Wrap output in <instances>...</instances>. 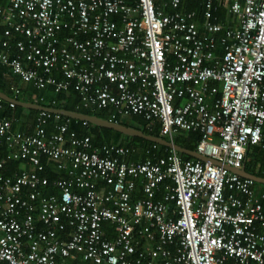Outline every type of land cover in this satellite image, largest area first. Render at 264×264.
<instances>
[{
	"label": "built area",
	"instance_id": "built-area-1",
	"mask_svg": "<svg viewBox=\"0 0 264 264\" xmlns=\"http://www.w3.org/2000/svg\"><path fill=\"white\" fill-rule=\"evenodd\" d=\"M182 1L0 5V65L22 81L73 88L81 107L140 115L171 141L199 132L195 150L219 163L171 149L136 162L129 147L94 148L46 110L31 132L0 117V262L264 264V191L225 168H241L264 137V0H228L236 27L216 22L205 0L202 32ZM43 157L56 165L52 181ZM9 160L21 167L5 174Z\"/></svg>",
	"mask_w": 264,
	"mask_h": 264
},
{
	"label": "trees",
	"instance_id": "trees-1",
	"mask_svg": "<svg viewBox=\"0 0 264 264\" xmlns=\"http://www.w3.org/2000/svg\"><path fill=\"white\" fill-rule=\"evenodd\" d=\"M160 0H155L156 4H159ZM2 4H4L5 0H0ZM216 0L212 6V15L216 22H220L225 25L224 20V13L220 9L216 8ZM179 11L182 10L183 12H195V20L198 24L199 30L202 32V22H203V15L205 11V0H183L179 5ZM1 34V31H0ZM13 51V50H12ZM7 73L6 67L0 65V83L2 84L5 82ZM56 79H61L59 75L55 76ZM25 83V82H24ZM0 87V91L6 92ZM31 95L33 98H31ZM15 96V95H12ZM18 100L23 101H36L37 103L44 105L46 107L51 108H59V109H67V110H78L88 114H94L100 116L102 118H106L109 120L120 122L126 126L134 127L137 129L142 130L146 134L156 135L159 136V128L158 125H148L147 121L141 117L140 115H129L126 117L113 118L112 115L115 114V109L112 107L105 108V109H86L81 107L82 96L79 95L78 92L74 91L73 88L68 89L67 91H55L54 87L46 86L45 88L38 89L29 86H25L22 84L19 86V95L15 96ZM25 112L28 118H32L33 123L38 114V110L25 108L23 106L15 105L12 108L6 107L0 111L1 117H6L7 119L12 120V122H16V118H19L20 115ZM69 120V128L77 132L79 135H89L91 137L92 144L94 148H101L105 144L111 145H120L124 147H129L132 149L131 159L133 160H140L143 162L147 158H155L165 156L170 152V149L146 139L140 137H129L122 135L121 133L114 131L112 129L98 127L90 123H83L79 120L69 119L65 116L60 115L59 121ZM49 125H47L48 131H50L53 125L57 122L54 118V115H51L49 119ZM33 125V124H32ZM200 139L199 132H188V133H180L175 136L172 141L186 149L194 150L196 149L197 142ZM0 154L3 156L7 155V150L4 147H0ZM180 157L183 159H194L190 156L185 154L178 153ZM137 155H141L139 158L136 159ZM43 163L46 165V171L43 173L44 176H47L50 181H52L56 176L57 173L54 172V168L56 165L54 162L48 160L47 158H42ZM245 168L246 171L252 174H255L260 177H264V137L260 144L253 145L249 148L245 161ZM17 167H21L20 162L18 161H11L9 160L6 164V168L4 173L11 174L12 171L16 170ZM101 185V184H100ZM140 186L135 189L134 195L135 197L141 196L140 193ZM253 187L258 190H264V185L260 183H254ZM103 190V189H101ZM228 194V192H226ZM161 192L158 191L156 197H159ZM104 232L106 238H112L114 236L113 229L109 222L104 223ZM82 258L81 256L77 255L74 258H66L63 264H81ZM0 264H6L4 262H0Z\"/></svg>",
	"mask_w": 264,
	"mask_h": 264
},
{
	"label": "water",
	"instance_id": "water-1",
	"mask_svg": "<svg viewBox=\"0 0 264 264\" xmlns=\"http://www.w3.org/2000/svg\"><path fill=\"white\" fill-rule=\"evenodd\" d=\"M0 98H2L5 101H13L17 105H20V106H23L26 108H33L36 110H46L48 112L59 114V115H62V116H65V117H68V118H71L74 120L84 121V122L93 124V125L98 126V127H104V128L112 129L114 131L121 133L122 135H125V136L140 137V138L146 139L148 141H151L153 143H156L158 145L167 147L171 150H174L177 153L190 156L194 159H200V160L205 161V162L208 161V162H211L213 164H219L216 160L210 159L208 157H205V156L199 154L195 149L194 150L186 149V148H184V147H182V146H180V145L174 143L173 141L168 140L164 137L146 134L140 129L130 127V126H126L120 122L109 120L106 118H102V117L94 115V114H88V113H84V112H81L78 110L51 108V107H46V106H43V105H40L37 103L24 102V101L17 100L13 97H10L9 95H7L1 91H0ZM225 168L227 170L233 172V173H236V174L244 177V178L251 179L256 183H260V184L264 185V177H260V176H257L255 174L247 172L246 168H245V164H243L242 167L238 168V169L233 168V167H229L226 165H225Z\"/></svg>",
	"mask_w": 264,
	"mask_h": 264
},
{
	"label": "crops",
	"instance_id": "crops-1",
	"mask_svg": "<svg viewBox=\"0 0 264 264\" xmlns=\"http://www.w3.org/2000/svg\"><path fill=\"white\" fill-rule=\"evenodd\" d=\"M6 2L4 4H2V2H0V5L3 6V7H6L9 3V0H5ZM160 3L161 2H164V0H160L159 1ZM216 8L215 9H220L223 11L224 13V20H225V26H231V27H236L238 24H237V21L236 19H234L227 11V7L226 5L228 4V0H216ZM165 9L167 11H170V8L167 6L165 7ZM202 27V25H201ZM6 70H7V73L5 74L6 76V79H5V82L3 83V87H2V84L0 83V87H2V89L6 92H3L7 95H9L10 97H15L17 95H19V86H21L22 84H24L25 86H29V87H33V84L32 83H29V82H25V81H22L21 78L15 74H13L11 72V70L6 67ZM55 76L59 75V74H54ZM60 77V75H59ZM25 82V83H24ZM2 92V91H1ZM12 95H15V96H12ZM16 98V97H15ZM31 98H33V96L31 95ZM18 100V99H17ZM20 101H23V100H20ZM24 102H30V101H24ZM30 103H37L36 101H32ZM39 104V103H37ZM17 105V104H15ZM41 105V104H40ZM19 106V105H18ZM44 106V105H43ZM6 107L7 108H12V107H9L6 102H4V105H3V108L0 109L3 110L4 108ZM26 108V107H25ZM29 109H33V108H29ZM36 110V109H35ZM39 111V110H38ZM1 117V116H0ZM3 118H6V117H3ZM7 119V118H6ZM10 120V119H8ZM11 121V124H12V130L13 131H22V132H31L33 130V120L32 118H28L27 117V114L25 112H23L19 118H16V122H12ZM141 155H137L136 156V159L139 158ZM134 160V159H133ZM136 162H140V160H135ZM244 164V163H243ZM18 168V167H17ZM256 183V182H254ZM264 190H258V195L260 193H262ZM258 198V196H257ZM245 200V199H244ZM263 203H264V199L262 200ZM79 256V255H78ZM77 257V256H75ZM83 263V261H81V264Z\"/></svg>",
	"mask_w": 264,
	"mask_h": 264
}]
</instances>
